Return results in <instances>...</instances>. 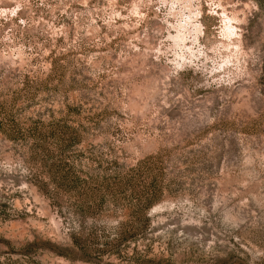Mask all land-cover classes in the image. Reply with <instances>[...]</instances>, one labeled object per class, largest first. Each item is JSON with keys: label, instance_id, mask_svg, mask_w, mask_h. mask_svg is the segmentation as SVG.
Masks as SVG:
<instances>
[{"label": "rangeland", "instance_id": "rangeland-1", "mask_svg": "<svg viewBox=\"0 0 264 264\" xmlns=\"http://www.w3.org/2000/svg\"><path fill=\"white\" fill-rule=\"evenodd\" d=\"M0 264H264V0H0Z\"/></svg>", "mask_w": 264, "mask_h": 264}]
</instances>
